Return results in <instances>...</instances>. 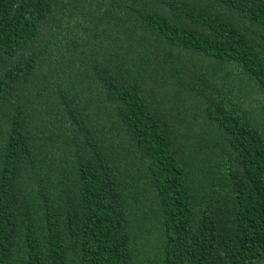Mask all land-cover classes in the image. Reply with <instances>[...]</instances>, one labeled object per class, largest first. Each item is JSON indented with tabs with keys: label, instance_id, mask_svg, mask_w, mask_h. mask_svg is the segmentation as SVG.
<instances>
[{
	"label": "trees",
	"instance_id": "16d2710c",
	"mask_svg": "<svg viewBox=\"0 0 264 264\" xmlns=\"http://www.w3.org/2000/svg\"><path fill=\"white\" fill-rule=\"evenodd\" d=\"M0 264H264V0H0Z\"/></svg>",
	"mask_w": 264,
	"mask_h": 264
}]
</instances>
